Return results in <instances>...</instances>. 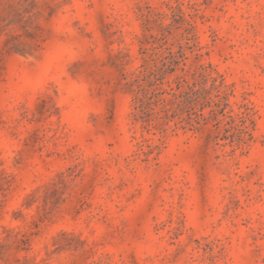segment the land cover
<instances>
[{
    "label": "rangeland",
    "instance_id": "rangeland-1",
    "mask_svg": "<svg viewBox=\"0 0 264 264\" xmlns=\"http://www.w3.org/2000/svg\"><path fill=\"white\" fill-rule=\"evenodd\" d=\"M170 54L164 87L223 76L247 144L135 123ZM0 264H264V0H0Z\"/></svg>",
    "mask_w": 264,
    "mask_h": 264
},
{
    "label": "trees",
    "instance_id": "trees-1",
    "mask_svg": "<svg viewBox=\"0 0 264 264\" xmlns=\"http://www.w3.org/2000/svg\"><path fill=\"white\" fill-rule=\"evenodd\" d=\"M170 55L169 65L163 63V67H159L156 64L149 69L145 64L134 73V85L137 87L133 113L135 123H141L148 131L154 127L159 128L164 135L173 129L171 123L176 128L180 126L184 130L194 131L202 124H208L212 118L218 128L226 122L225 133L228 136L225 139H231V144H247L253 138V120L248 112L234 114L229 102L231 87L226 84L223 76L214 77L206 67H201L199 73L182 68L184 74L177 76L174 82L166 83L165 88L167 70L164 68L168 67L170 73H175L181 64L173 54ZM214 92L216 99L210 96ZM207 107H212L209 117L204 112ZM227 109H231L230 112ZM141 138L144 142L149 141ZM159 141L162 142L161 139ZM149 148L159 149V145H149Z\"/></svg>",
    "mask_w": 264,
    "mask_h": 264
}]
</instances>
